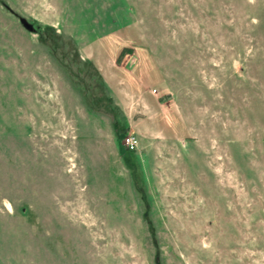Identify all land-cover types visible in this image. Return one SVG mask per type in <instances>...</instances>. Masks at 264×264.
I'll return each instance as SVG.
<instances>
[{
  "label": "rangeland",
  "instance_id": "rangeland-1",
  "mask_svg": "<svg viewBox=\"0 0 264 264\" xmlns=\"http://www.w3.org/2000/svg\"><path fill=\"white\" fill-rule=\"evenodd\" d=\"M0 264H264V0H0Z\"/></svg>",
  "mask_w": 264,
  "mask_h": 264
},
{
  "label": "trees",
  "instance_id": "trees-1",
  "mask_svg": "<svg viewBox=\"0 0 264 264\" xmlns=\"http://www.w3.org/2000/svg\"><path fill=\"white\" fill-rule=\"evenodd\" d=\"M130 51H131L130 46H122L120 48V50L118 51V54L116 56V60H119L124 53L130 52ZM133 152H134L133 150L127 149L122 145L120 157L122 158V161L126 165V167L129 168V171L130 172L132 171V173H135V171H137V168L132 162ZM124 159H126V160H124Z\"/></svg>",
  "mask_w": 264,
  "mask_h": 264
},
{
  "label": "built area",
  "instance_id": "built-area-1",
  "mask_svg": "<svg viewBox=\"0 0 264 264\" xmlns=\"http://www.w3.org/2000/svg\"><path fill=\"white\" fill-rule=\"evenodd\" d=\"M120 142L127 149L135 151L138 148V138L133 132H124L120 137Z\"/></svg>",
  "mask_w": 264,
  "mask_h": 264
}]
</instances>
